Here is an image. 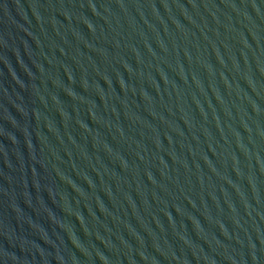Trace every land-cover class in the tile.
I'll list each match as a JSON object with an SVG mask.
<instances>
[{
  "label": "water",
  "instance_id": "obj_1",
  "mask_svg": "<svg viewBox=\"0 0 264 264\" xmlns=\"http://www.w3.org/2000/svg\"><path fill=\"white\" fill-rule=\"evenodd\" d=\"M0 264H264V0H0Z\"/></svg>",
  "mask_w": 264,
  "mask_h": 264
}]
</instances>
